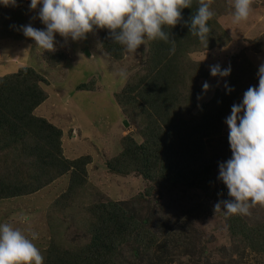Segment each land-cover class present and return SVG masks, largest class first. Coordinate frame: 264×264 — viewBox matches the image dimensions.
I'll list each match as a JSON object with an SVG mask.
<instances>
[{"label":"trees","instance_id":"trees-1","mask_svg":"<svg viewBox=\"0 0 264 264\" xmlns=\"http://www.w3.org/2000/svg\"><path fill=\"white\" fill-rule=\"evenodd\" d=\"M212 4L211 0V9ZM197 7L198 0H193L191 8L182 10V21L165 29L175 40L174 51L170 43L146 40L143 62L112 96L134 131L119 136L120 151L105 160L106 172L122 178L137 176L149 185L127 200L98 199L100 188L88 177L92 158L68 157L63 130L37 115L48 99L43 89L48 82L42 75L21 67L0 76V212L8 213L2 223H31V232L38 234L33 243L44 264H172L185 255L189 263L193 256L194 264H223L207 259L202 246L196 247V238L177 250L178 236L163 235L170 228L164 227L149 200L153 187L162 184L197 192L215 203L228 199L226 187L216 179L218 164L231 158L228 139L219 145L227 153L225 158H216L209 144L222 138L231 106L242 101L249 86L258 85L259 67L242 55L227 65L231 72L222 86L199 103V82L208 72L205 63L190 56L224 48L231 38L216 14L208 21L207 47L193 36L185 25ZM108 35L98 30V44H103L100 48L106 56L120 62L125 51ZM58 45L52 53L42 50L41 61L47 67L66 63L67 55ZM93 86L91 80L76 90L92 91ZM51 186L63 187L54 200L46 197ZM225 226L237 246L239 257L233 264H239L245 250L264 257V221L251 224L244 216H225ZM22 232L31 238L30 230Z\"/></svg>","mask_w":264,"mask_h":264},{"label":"rangeland","instance_id":"rangeland-1","mask_svg":"<svg viewBox=\"0 0 264 264\" xmlns=\"http://www.w3.org/2000/svg\"><path fill=\"white\" fill-rule=\"evenodd\" d=\"M212 2L216 19L231 41L224 48L190 56L194 61L205 63L208 72L207 77L199 82L202 92L199 103L206 102L213 91L220 88L224 82V78L210 75L211 65L219 64L223 69L233 59L238 60L242 55L256 67L264 63V0H252L249 18L239 24H233L231 20L233 0ZM29 4L30 0H16L15 6L0 3V76L16 72L21 67H30L47 80L48 85H43V89L48 99L40 105L37 115L63 130V148L68 157L89 155L92 158L88 177L95 187L100 188L102 194H95L98 199L123 201L143 192L149 185L141 178L112 176L106 172L104 162L120 151L119 136L134 131L133 126L122 117L112 96L143 62L146 45L141 46L135 54L125 52V58L115 62L100 48L97 41L98 31L88 34L85 40L78 42L69 40L65 43L57 35L55 40L67 55V61L62 66L47 67L41 61L42 49L35 47L34 41L26 38L21 31V26L29 23L34 28H44V25L35 19L39 5L36 10H30ZM121 70L126 72V78L120 75ZM91 80H94L92 91L76 90L79 84ZM205 81L210 85L206 92L202 90ZM69 131L71 134L73 132V136L68 137ZM223 139H228L226 124L222 138L209 144L210 152L218 159L227 157L226 151L219 148ZM216 175L219 174L216 172ZM62 189L61 186L47 188V199L54 200ZM149 200L161 223L170 228L166 229L163 235L178 236L180 246L177 250L186 247L189 238H196V247L202 246L210 261L233 264L238 259L239 256L235 252L237 246L231 241L225 226V215L223 211L214 213L213 199L197 192L186 193L180 187L162 184L153 187ZM184 209H188L187 214L183 212ZM7 214L0 212V223ZM244 217L251 224L263 222L264 207L257 205L251 209V215ZM13 227L21 231L34 230L31 223L22 220H17ZM237 245L242 249L240 242ZM187 256H181L172 264H194L197 258L192 256L189 263ZM239 264H264V257L245 250Z\"/></svg>","mask_w":264,"mask_h":264},{"label":"clouds","instance_id":"clouds-1","mask_svg":"<svg viewBox=\"0 0 264 264\" xmlns=\"http://www.w3.org/2000/svg\"><path fill=\"white\" fill-rule=\"evenodd\" d=\"M0 3L15 6L16 0ZM192 3L193 0H30V10L39 5L35 19L44 28H34L29 23L21 26V31L34 41L35 47L49 53L57 50V35L65 43L78 42L98 30H106L107 38L129 54H135L146 40L170 43L174 51L175 40L165 29L180 23L182 10L191 8ZM251 6L252 0H233L232 23L246 21ZM214 16L211 0H198L195 14L185 25L206 47L211 32L208 21ZM209 71L212 77L222 79L230 75L231 67L221 69L215 64ZM120 75L126 78L124 70ZM257 79L258 85L248 87L242 101L231 106L224 121L231 158L218 164L217 179L226 187L228 199H219L213 206L214 213L248 216L257 205L264 207V63L258 68ZM224 87L227 92L233 90L227 83ZM209 88L205 81L202 90ZM30 237L10 223H0V264H44L43 255L33 243L38 234L31 232Z\"/></svg>","mask_w":264,"mask_h":264},{"label":"water","instance_id":"water-1","mask_svg":"<svg viewBox=\"0 0 264 264\" xmlns=\"http://www.w3.org/2000/svg\"><path fill=\"white\" fill-rule=\"evenodd\" d=\"M125 124L127 125V122Z\"/></svg>","mask_w":264,"mask_h":264}]
</instances>
